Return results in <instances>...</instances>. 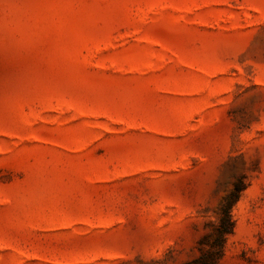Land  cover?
<instances>
[{
    "label": "rangeland",
    "instance_id": "374dc122",
    "mask_svg": "<svg viewBox=\"0 0 264 264\" xmlns=\"http://www.w3.org/2000/svg\"><path fill=\"white\" fill-rule=\"evenodd\" d=\"M264 264V0H0V264Z\"/></svg>",
    "mask_w": 264,
    "mask_h": 264
},
{
    "label": "trees",
    "instance_id": "16d2710c",
    "mask_svg": "<svg viewBox=\"0 0 264 264\" xmlns=\"http://www.w3.org/2000/svg\"><path fill=\"white\" fill-rule=\"evenodd\" d=\"M241 190L242 187L236 186L235 190L226 198L220 208L219 220L215 223L212 236L208 240V247L202 250L201 254L190 264H218L224 254L227 238L234 230L231 208Z\"/></svg>",
    "mask_w": 264,
    "mask_h": 264
}]
</instances>
